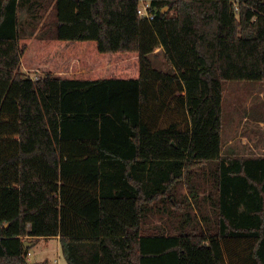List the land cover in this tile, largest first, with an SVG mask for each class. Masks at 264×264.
Segmentation results:
<instances>
[{
  "label": "trees",
  "instance_id": "trees-1",
  "mask_svg": "<svg viewBox=\"0 0 264 264\" xmlns=\"http://www.w3.org/2000/svg\"><path fill=\"white\" fill-rule=\"evenodd\" d=\"M46 1L0 0V264H47L27 254L53 237L68 264H264V156L221 141L223 82H264V0H149L151 21L141 0H51L26 37L19 11ZM196 175L215 222L144 233Z\"/></svg>",
  "mask_w": 264,
  "mask_h": 264
},
{
  "label": "rangeland",
  "instance_id": "rangeland-1",
  "mask_svg": "<svg viewBox=\"0 0 264 264\" xmlns=\"http://www.w3.org/2000/svg\"><path fill=\"white\" fill-rule=\"evenodd\" d=\"M43 8L37 6L31 11L28 5L19 11V19L24 25L26 37L35 36L42 29L52 27L54 19L52 1L47 0ZM168 11V9H164ZM236 11V8H235ZM36 14V15H35ZM49 27V28H50ZM154 65L163 70H170L166 65L161 48H155L150 55ZM23 72H25L23 70ZM30 78L36 80V74L27 73ZM223 130L221 132L222 154L223 156L238 157H261L264 156V82L259 81H224L223 95ZM213 165L204 168L209 172ZM203 170V171H204ZM201 173V171H199ZM197 176V177H196ZM194 176L196 182L191 186L198 189V195L193 198L187 188V184L179 183L171 191L174 195L172 201L184 202L189 200L192 206L184 211H177L168 202L153 205L151 209L145 211L143 219V231L147 235L157 231L155 228L167 230L174 233L181 222L185 219V214L190 216L191 227L207 228L208 222H215L216 216L208 201L203 198L211 189V177L207 178ZM206 218H209L205 221ZM32 242V239H26ZM58 241L53 238L40 239L27 254V261L33 262L37 259H46L47 264H68L66 259L60 255ZM44 260V261H46ZM29 262V263H30Z\"/></svg>",
  "mask_w": 264,
  "mask_h": 264
},
{
  "label": "built area",
  "instance_id": "built-area-1",
  "mask_svg": "<svg viewBox=\"0 0 264 264\" xmlns=\"http://www.w3.org/2000/svg\"><path fill=\"white\" fill-rule=\"evenodd\" d=\"M236 11L238 10L237 6ZM137 14L140 18L146 19L148 21L153 20L155 13L151 9L150 1L149 0H141L139 2L138 8H137ZM32 79V78H31Z\"/></svg>",
  "mask_w": 264,
  "mask_h": 264
},
{
  "label": "water",
  "instance_id": "water-1",
  "mask_svg": "<svg viewBox=\"0 0 264 264\" xmlns=\"http://www.w3.org/2000/svg\"><path fill=\"white\" fill-rule=\"evenodd\" d=\"M34 245V243H24V248L25 249H28V248H30V247H32Z\"/></svg>",
  "mask_w": 264,
  "mask_h": 264
},
{
  "label": "crops",
  "instance_id": "crops-1",
  "mask_svg": "<svg viewBox=\"0 0 264 264\" xmlns=\"http://www.w3.org/2000/svg\"><path fill=\"white\" fill-rule=\"evenodd\" d=\"M57 241H58V238H55ZM58 250H59V247H58ZM60 252V251H59ZM61 255V254H60ZM44 260H46V259H37L36 261H33V262H30V260H29V262L30 263H34V262H41V261H44ZM46 262H49V261H47L46 260Z\"/></svg>",
  "mask_w": 264,
  "mask_h": 264
}]
</instances>
